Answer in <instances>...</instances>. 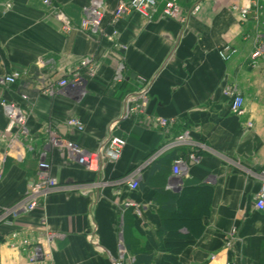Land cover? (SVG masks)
<instances>
[{
    "label": "crops",
    "instance_id": "obj_1",
    "mask_svg": "<svg viewBox=\"0 0 264 264\" xmlns=\"http://www.w3.org/2000/svg\"><path fill=\"white\" fill-rule=\"evenodd\" d=\"M101 1V33L87 36L79 30L61 32L50 10L62 11L77 24L91 0H49L50 6L43 0H0V77L20 74L15 85L0 87V100L19 101V94L29 98V140L15 141L9 150L0 181V211L25 194L47 130L89 152L109 135L126 141L117 163L98 174L68 162L57 150L48 151L59 184H113L85 196L76 190L53 192L33 213L0 225V264H26L24 254L4 240L12 230L40 237L42 217L59 234L51 245L54 264H112L119 239L131 256L149 254L143 264H264V211L253 207L260 188L256 174L264 171V53L250 57L264 38V0H257L259 18L249 15L245 21L229 7L233 1L247 5L252 0H200L199 12L184 23L161 18L159 5L149 22L136 13L119 20L113 42L107 36L115 1ZM176 2L186 14L194 0ZM225 43L236 50L228 61L217 54ZM85 57L91 58L95 75L80 90L59 87ZM120 64L123 81L116 84L113 75ZM138 76L149 81L148 115L174 119L169 128L121 118L123 97L139 86ZM230 83L243 98L241 116L229 113L222 94ZM49 86L51 96L41 92ZM72 117L84 124L83 131L65 126ZM5 125L0 108V156L8 150L1 138ZM185 131L195 143L197 162L188 163L180 178L172 175L171 164L151 172V163L160 157L149 158ZM136 168H141L139 186L129 190L121 181ZM188 189L198 190L188 206L194 223L170 218L164 205L167 192L179 195ZM125 201L137 204L140 215L124 209ZM165 243L182 248L171 257L162 251Z\"/></svg>",
    "mask_w": 264,
    "mask_h": 264
},
{
    "label": "built area",
    "instance_id": "obj_2",
    "mask_svg": "<svg viewBox=\"0 0 264 264\" xmlns=\"http://www.w3.org/2000/svg\"><path fill=\"white\" fill-rule=\"evenodd\" d=\"M115 8L110 18V25L113 28L107 40L113 42L117 31L114 28L116 23L131 13H136L148 22L152 20L154 14L157 12L159 5L160 17L170 18L184 23L188 17L195 16L200 10V0H194L191 10L183 14L180 6L176 0H114ZM45 6H50L49 0H43ZM229 10L236 14L239 20L245 21L249 15L257 20L260 15V6L257 0L250 1L247 5H241L237 2H231ZM50 14L58 21L61 32L67 34L72 30H79L87 36H98L101 33V20L103 17V4L101 0H91L89 6L83 10V15L79 22L72 23L70 19L60 10L51 9ZM236 53V50L230 44H223L217 50L219 58L223 61L230 60ZM264 53V38L258 47L251 53L252 60ZM91 58L85 57L81 59L78 66L68 78H64L58 82L59 87L68 86L74 89V85L84 83L87 78H92L95 75L94 66ZM254 65V62H252ZM19 72L13 71L0 77V87H10L15 85L19 80ZM81 80H78V79ZM136 82L139 86L123 97V109L121 112L122 119H145L147 123L154 124L161 129H167L174 124L172 118H156L148 115V89L149 81L143 77H136ZM123 81V66L120 64L113 75V82L120 84ZM84 85V84H83ZM80 87V86H79ZM81 89V88H80ZM79 90V89H77ZM43 94L53 95V87L49 86L41 90ZM223 96L228 99V111L234 116H241L244 112L243 98L236 84L230 83L223 87ZM19 101L14 100H0V108L2 109L6 118V125L1 134V138L6 140L7 151L0 156V181L3 174V165L8 156L9 150L15 141L29 140L28 121V101L29 98L25 94H19ZM65 126L71 130L78 132L83 131L84 124L78 118H68ZM247 123V127H250ZM126 145V141L122 137L108 136L98 148L89 152L83 149L76 143L67 140L52 130H47L46 145L43 152L40 154L36 164L34 178L28 185L25 194L22 198L10 208L0 211V225L14 224V221L20 215H28L36 211L42 206V201L51 193L60 191L67 192L76 190L79 194L88 195L93 189H100L113 184L112 181H102L93 183L91 186H71L67 184H59L57 179L51 173V161L48 159V151L57 150L66 156L68 162H72L85 170L98 174L101 173L104 166L107 164H116L122 155V151ZM177 149V157L171 163V172L174 177H181L186 174L188 163H195L199 159L195 151V143L187 131L177 134L175 137L166 141L150 158L149 161L163 156L166 153ZM184 151L182 153L181 151ZM141 168H136L122 179L123 184L129 190H136L139 186ZM260 181V188L253 200V207L257 211H264V171L256 174ZM178 185V184H176ZM175 184L169 185L172 189ZM123 208H131L135 216L140 215V207L132 201H125L122 204ZM40 237L30 238L24 233L16 230L10 231L4 243L11 249L17 250L24 254L26 264H54L51 245L59 237L56 232L50 231L46 225L45 218L39 220ZM235 230L232 229L229 233V240L227 244L232 241V236ZM121 232L119 231V236ZM112 264H137L133 256H131L125 249L122 241L119 239L118 243V257L113 259ZM225 264H232L225 262Z\"/></svg>",
    "mask_w": 264,
    "mask_h": 264
},
{
    "label": "trees",
    "instance_id": "obj_3",
    "mask_svg": "<svg viewBox=\"0 0 264 264\" xmlns=\"http://www.w3.org/2000/svg\"><path fill=\"white\" fill-rule=\"evenodd\" d=\"M177 152L178 150H172L168 153H166L163 156H160V158L154 160L151 163V172L154 170L155 166L156 168L158 166H160L162 163L167 165V164H171L172 161L177 157ZM182 153H184V151H181ZM150 172V173H151ZM167 195V200L165 202V207L167 209V211L170 213V218H176L179 220H184V221H189L191 223L195 222L194 217L191 216L190 212H189V205L192 201H194V199H196L197 195H198V190L196 189H188L185 190L183 193L179 194V195H173L170 193H166ZM204 208V206H203ZM170 227V226H169ZM172 229H175L176 227H174L172 225L171 227ZM182 246L180 245H173L170 247V244L165 243L164 246H162V251L164 253H168L170 254L169 256L174 257L176 254L179 253V251L181 250ZM135 257V256H134ZM135 262L138 264H143L145 262H147V260L149 259V254L148 253H142L140 255H138L137 257L134 258Z\"/></svg>",
    "mask_w": 264,
    "mask_h": 264
},
{
    "label": "bare ground",
    "instance_id": "obj_4",
    "mask_svg": "<svg viewBox=\"0 0 264 264\" xmlns=\"http://www.w3.org/2000/svg\"><path fill=\"white\" fill-rule=\"evenodd\" d=\"M78 80H81V79L79 78ZM83 84H85V83H84V80H81V84H80V83L75 84V85H74V89H75V90H77V89L80 90V88L84 86ZM79 86H80V87H79Z\"/></svg>",
    "mask_w": 264,
    "mask_h": 264
}]
</instances>
